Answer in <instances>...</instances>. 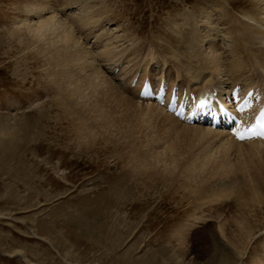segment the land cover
<instances>
[{
	"label": "rangeland",
	"instance_id": "1",
	"mask_svg": "<svg viewBox=\"0 0 264 264\" xmlns=\"http://www.w3.org/2000/svg\"><path fill=\"white\" fill-rule=\"evenodd\" d=\"M213 1L0 0V264H264V189L255 195L259 183L249 179L261 154L248 158L247 142L200 131L185 132L190 139L164 127L147 134L76 95L79 120L61 90L62 75L84 79L98 64L92 52L104 40L124 50L118 72L104 74L135 103L157 106L138 99L132 79L140 68L141 80L164 76L183 89L193 71L207 75L201 52L213 34L205 21L224 15ZM217 1L230 17L251 8ZM38 5L46 10L34 13ZM52 9L76 40L67 47L31 32ZM228 44L217 36L215 46ZM125 58L133 63L121 69ZM92 118L110 122L114 142L88 135Z\"/></svg>",
	"mask_w": 264,
	"mask_h": 264
},
{
	"label": "bare ground",
	"instance_id": "2",
	"mask_svg": "<svg viewBox=\"0 0 264 264\" xmlns=\"http://www.w3.org/2000/svg\"><path fill=\"white\" fill-rule=\"evenodd\" d=\"M248 1L251 3V8L245 9V11L242 12V15L240 17H236L235 15L236 18L234 16L230 17L229 7H226V5L222 1L216 0V1L211 2L213 8L221 7L222 11L224 12V15L221 18V20L215 24L210 23L213 21H210V22L205 21L207 30H211L213 34L212 35L213 38H211L212 44H209L208 49H204L201 52V55H202L201 58H203L202 59L203 63L201 62L202 70H206L207 75L206 74L199 75V72L192 70L193 73L190 78V80L192 81H190L191 83L185 86L186 89L191 90V91H205L207 89L216 88L218 89L219 95L226 92L228 89L232 88L236 84L242 85V87L245 90L250 87H260L264 89V0H248ZM227 3L229 6L231 5L230 0L229 1L227 0ZM43 6L46 7V5H43ZM43 6L32 8V11L33 12L35 11L34 13H37V11L40 12L41 10L43 11L46 10V8L43 9L44 8ZM206 7L209 8L210 4H208L207 6H202V8L200 9L202 10V14H206L205 17H208L207 15H210L209 13L211 12L212 9L210 10V12H208ZM48 13L51 15L43 19L39 16L38 18L40 19V21H38L39 23L37 24V26L30 27L33 37L40 41L41 39L46 40L48 37V42L47 41L43 42L48 45H52V39L56 37L58 40L54 41L53 43L59 44L60 46L63 45L64 47H67L68 45H70L69 44L70 40L71 41L74 40V42H76L68 26L66 27L64 22L56 18V14L53 12V9L52 11H49ZM218 35H222L224 39H228L230 44H228V46L223 49L218 48V46H215L217 44ZM205 40H206V37L202 36L201 41L204 42ZM102 41L104 42V40ZM103 42L100 45L102 48H100V46L97 45V47L96 46L94 47L95 50L93 52L91 51L92 49L90 50L92 54L97 55V57L95 56V58H97L98 64L94 65L93 62L89 63V66L90 64L92 65L90 66L89 71H88V67L84 66L85 68H87V71H88V74L84 79H82L83 78L82 76L79 77V73L81 75V72H79L74 77H72V75L69 77L67 76L65 77V74L62 75L61 77V79L63 80V84H61V90H65L66 92L65 98H67L70 108L74 109L73 115H75L79 120H83L81 117V114H84L85 111L82 109V107L75 106L77 102L73 100V97H76V95H77L76 99L81 100V102L83 103V107L88 105L91 101L94 103L100 104V105L104 104L108 112L114 113V110L118 111L119 114H122L128 119H130V121L135 122V125L137 126V129L139 131L151 130L150 132H147V134L160 132L159 131L160 127H164V129L167 130V133L170 130H171L170 132L174 130L175 131L183 130L182 134H180V138L190 139L191 137L189 136L187 137V134L185 132L193 130L194 132L200 131L202 132V134L204 133V134H211L213 136H217L218 138L221 139V142L223 141L224 143L229 144V145L237 144L226 133L216 131V130H211V129H208L202 126L183 124L171 114L166 113L165 110L160 106L142 105V104L139 105L135 103L131 97L124 95L123 94L124 89L120 87L119 83L114 81L115 79L112 80L111 76H109L108 78V76L104 74L105 71L103 72L102 70L103 67H107V71L108 69L114 71L115 66H117L121 58L124 56V52H123L124 50H120L119 48H117V46L113 47V43L110 41L108 43L107 42L103 43ZM242 46L245 48V53L243 52V54L241 52L243 48ZM75 47H78V46H75ZM60 48L61 47H59V49ZM70 48L71 47H69V51H70ZM98 48H100V50H97ZM65 51L66 50H64V53ZM77 53L79 54L80 52H77ZM83 56L85 55L83 54ZM194 56H200L198 50H196V53L194 54ZM74 58L75 56H73V62L74 61L78 62L79 58L81 60L84 59L81 56H79V58L77 57V60H74ZM64 60L65 59L63 58V61ZM87 61H88V58H87ZM85 62L86 61L84 60L83 63ZM125 62H126V65L125 66L122 65L121 69L125 68L126 66L127 67L131 66L133 63L131 62L129 58H127ZM69 63H70V60H69ZM70 64L68 65L70 66ZM79 64H82V62H80ZM84 67L82 66V68L85 70ZM190 69H192V67ZM146 72H147V69H146ZM128 73L125 75H128ZM119 74L121 75V73ZM124 78L125 77H123V79ZM60 83L57 84V88L59 89L58 91H60V87H59ZM101 110H103V107H101L100 111ZM92 122L93 123L90 122L91 126L88 130L89 136L90 135L99 136L104 143L115 141L107 133V130L105 129V127L112 126L110 122L102 121V120H99L98 122L96 118H92ZM242 146H246L245 148L252 150L250 152H247L248 154L246 156L248 158H250V155L252 156L257 155L259 157L261 154L262 159H263L262 161L256 162L254 164H252V162L250 161V165H252L253 168L251 169V172H250L251 176L249 179H256V182L259 183L258 188H256L255 195H257L259 191L264 189L261 184L262 182H264V148H263L264 141H249ZM175 150L176 152L181 151L179 149H175ZM171 156H176V153H174L173 151ZM252 156L250 160H254L252 159L253 158ZM203 158L207 162H209L208 156H204ZM215 158H212V159H215ZM136 159L134 161L138 162V159L137 160ZM212 159L210 157V161ZM141 162L142 161H140L138 164H140ZM171 180H174V179H171ZM198 188H199L198 189L199 193L203 194L204 193L203 189H201L199 186ZM205 253L206 254L209 253L210 256H207V258H211L212 256L211 252H205Z\"/></svg>",
	"mask_w": 264,
	"mask_h": 264
},
{
	"label": "snow or ice",
	"instance_id": "3",
	"mask_svg": "<svg viewBox=\"0 0 264 264\" xmlns=\"http://www.w3.org/2000/svg\"><path fill=\"white\" fill-rule=\"evenodd\" d=\"M249 136H261L264 137V112L261 113L260 119H258L257 124L253 125L251 128L246 129ZM237 137L241 140L245 139V132H238Z\"/></svg>",
	"mask_w": 264,
	"mask_h": 264
}]
</instances>
